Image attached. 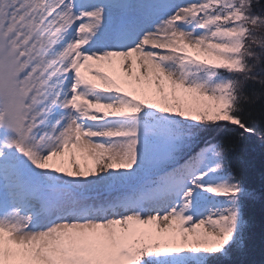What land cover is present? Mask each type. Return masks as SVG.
Masks as SVG:
<instances>
[{
    "label": "snow or ice",
    "instance_id": "6c2138e0",
    "mask_svg": "<svg viewBox=\"0 0 264 264\" xmlns=\"http://www.w3.org/2000/svg\"><path fill=\"white\" fill-rule=\"evenodd\" d=\"M264 0H0V264H264Z\"/></svg>",
    "mask_w": 264,
    "mask_h": 264
},
{
    "label": "trees",
    "instance_id": "16d2710c",
    "mask_svg": "<svg viewBox=\"0 0 264 264\" xmlns=\"http://www.w3.org/2000/svg\"><path fill=\"white\" fill-rule=\"evenodd\" d=\"M243 168L246 176L257 186L264 175V150L259 147V144L254 145L253 150L246 154L243 163ZM252 214L255 219L256 237H257V255L259 254L260 232L264 226V212L259 205L252 209Z\"/></svg>",
    "mask_w": 264,
    "mask_h": 264
}]
</instances>
